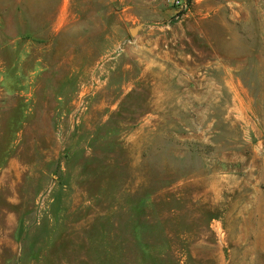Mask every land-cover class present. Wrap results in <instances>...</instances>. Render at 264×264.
<instances>
[{
	"label": "rangeland",
	"instance_id": "rangeland-1",
	"mask_svg": "<svg viewBox=\"0 0 264 264\" xmlns=\"http://www.w3.org/2000/svg\"><path fill=\"white\" fill-rule=\"evenodd\" d=\"M0 264H264V0H0Z\"/></svg>",
	"mask_w": 264,
	"mask_h": 264
}]
</instances>
